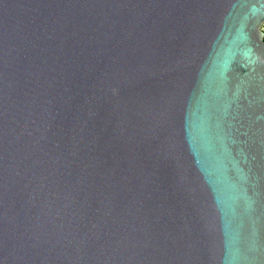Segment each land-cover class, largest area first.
Masks as SVG:
<instances>
[{"label":"water","instance_id":"water-1","mask_svg":"<svg viewBox=\"0 0 264 264\" xmlns=\"http://www.w3.org/2000/svg\"><path fill=\"white\" fill-rule=\"evenodd\" d=\"M264 0H0V264H264Z\"/></svg>","mask_w":264,"mask_h":264},{"label":"rangeland","instance_id":"rangeland-1","mask_svg":"<svg viewBox=\"0 0 264 264\" xmlns=\"http://www.w3.org/2000/svg\"><path fill=\"white\" fill-rule=\"evenodd\" d=\"M264 28H263V25H262V30H263Z\"/></svg>","mask_w":264,"mask_h":264},{"label":"trees","instance_id":"trees-1","mask_svg":"<svg viewBox=\"0 0 264 264\" xmlns=\"http://www.w3.org/2000/svg\"><path fill=\"white\" fill-rule=\"evenodd\" d=\"M263 28H264V24H263ZM263 31H264V29H263Z\"/></svg>","mask_w":264,"mask_h":264}]
</instances>
